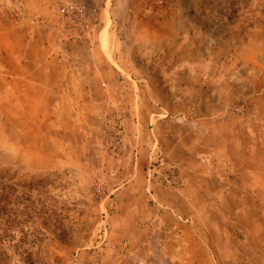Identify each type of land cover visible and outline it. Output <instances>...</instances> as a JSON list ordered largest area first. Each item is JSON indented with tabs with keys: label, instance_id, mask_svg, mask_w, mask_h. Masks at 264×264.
<instances>
[{
	"label": "rangeland",
	"instance_id": "obj_1",
	"mask_svg": "<svg viewBox=\"0 0 264 264\" xmlns=\"http://www.w3.org/2000/svg\"><path fill=\"white\" fill-rule=\"evenodd\" d=\"M53 7L40 16L57 34L52 66L68 74L47 124L32 123L38 95L20 101L24 82L6 83L21 70L9 69L0 38V183L20 200L7 205L5 264L146 263L152 186L184 183L177 163L146 155L148 136L261 134L251 163L264 184V0ZM171 165L179 187L164 180Z\"/></svg>",
	"mask_w": 264,
	"mask_h": 264
},
{
	"label": "crops",
	"instance_id": "obj_2",
	"mask_svg": "<svg viewBox=\"0 0 264 264\" xmlns=\"http://www.w3.org/2000/svg\"><path fill=\"white\" fill-rule=\"evenodd\" d=\"M54 2L0 0L1 56L10 61L9 69L21 70L20 75L10 72L6 83L24 82L20 101L35 99L31 92L38 95L32 123L43 125L52 119L59 80L68 74L52 66H60L53 52L57 34L41 17L53 15ZM257 139L263 136H148L146 155L154 160L158 149L166 161L180 166L184 183L167 191L152 186L153 225L145 229L150 256L144 264H264V214L250 211L252 204H264V184L251 163ZM164 195L171 200L164 201ZM160 206L168 210L164 213ZM193 253L195 259L184 255Z\"/></svg>",
	"mask_w": 264,
	"mask_h": 264
},
{
	"label": "trees",
	"instance_id": "obj_3",
	"mask_svg": "<svg viewBox=\"0 0 264 264\" xmlns=\"http://www.w3.org/2000/svg\"><path fill=\"white\" fill-rule=\"evenodd\" d=\"M3 178V175H0V179ZM11 187L4 185L3 183H0V242L5 241L6 239V233L8 224L5 219L6 211H7V205L9 203V199H11V195L13 197L15 196V192H11ZM15 199L17 201V205H19V198L15 196ZM0 264H5V261L0 256Z\"/></svg>",
	"mask_w": 264,
	"mask_h": 264
},
{
	"label": "built area",
	"instance_id": "obj_4",
	"mask_svg": "<svg viewBox=\"0 0 264 264\" xmlns=\"http://www.w3.org/2000/svg\"><path fill=\"white\" fill-rule=\"evenodd\" d=\"M163 176H164L165 182L173 187H179L182 184V179L179 176V172L176 166L171 165L168 168H166Z\"/></svg>",
	"mask_w": 264,
	"mask_h": 264
}]
</instances>
